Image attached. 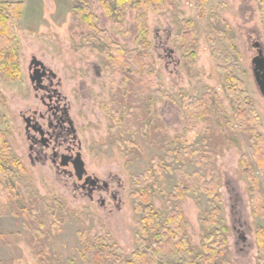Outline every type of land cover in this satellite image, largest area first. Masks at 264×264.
Segmentation results:
<instances>
[{
	"label": "rangeland",
	"instance_id": "1",
	"mask_svg": "<svg viewBox=\"0 0 264 264\" xmlns=\"http://www.w3.org/2000/svg\"><path fill=\"white\" fill-rule=\"evenodd\" d=\"M21 1L22 15L15 22L20 77L14 81L0 77V131L22 163L26 182L39 196L58 203L55 204L56 215L46 217L41 228L35 222L29 228L24 226L22 216H0L1 264H39L38 254L45 246L54 256V264H83L80 250L84 238L93 241L102 238L106 243L109 237L120 247L122 256H128L135 249L137 225L143 216L135 211L134 177L145 172L155 156L163 158L174 149L173 138L182 134L185 126L182 103L205 93L217 100L215 114L220 130L227 135L213 137L210 146L214 145L220 172L218 218L220 225L227 227L228 258L232 264H257L254 230L263 220L251 213L249 184L239 164L241 155L248 153V141L235 126V131L229 132L225 124L234 123L233 109L219 80L217 65L224 62H218L213 51L218 55L228 54V61L238 63L237 74L264 125V96L251 70V59L257 49L253 43L258 42L264 48L258 0H209L201 19L195 0H165L163 10L149 12L150 46L146 51L152 54L156 83L146 94L135 92L130 84L132 94L122 110L124 123L111 119L114 116L111 69L94 42L98 34L72 12L76 0ZM87 1L96 16V27L107 31L120 45L134 49L137 35L134 10L129 9L121 18L124 33L118 34L113 30V17L107 15L100 1ZM182 17L194 19L197 29L195 59L191 66L175 42ZM163 46L172 48L173 53L165 56L167 51ZM32 56L61 77V90L70 100V113L87 171L101 179L116 175L120 180L122 202L119 208L108 200L102 207L96 199L90 201L75 193L70 182L64 183L49 162L31 163L29 160L23 115L27 116L32 108L43 107L34 97L29 79L28 65ZM92 63L99 68V75L94 73ZM148 95L151 96L150 114L146 116L142 105ZM121 98L118 94V99ZM129 111L132 119H127ZM141 116L144 123L140 128ZM147 118H151L150 124ZM171 166L176 164L171 162ZM192 169L194 166L189 165L185 171ZM159 182L151 202L154 209L164 211L173 201L175 203L171 198L175 175L165 173ZM114 186L117 184L112 179L110 187ZM179 204L191 243L199 246L203 231L199 220L212 208L211 201L202 193L190 192L181 197Z\"/></svg>",
	"mask_w": 264,
	"mask_h": 264
},
{
	"label": "trees",
	"instance_id": "2",
	"mask_svg": "<svg viewBox=\"0 0 264 264\" xmlns=\"http://www.w3.org/2000/svg\"><path fill=\"white\" fill-rule=\"evenodd\" d=\"M99 1L107 15L113 17V30L118 34L124 33L121 18L129 9L134 10L136 46L134 49H127L112 40L107 31L96 27V16L87 0H76L72 6L74 15L87 23L99 36L94 42L105 63L110 66L114 86L111 101L114 116L111 119L113 122L124 123L122 110L132 94L130 84L135 92L146 94L156 83L152 54L146 51L150 46L148 14L163 10L165 0ZM208 1L195 0L199 19L205 14ZM258 3L264 35V0H258ZM22 11L21 0L0 1V77L6 81H14L20 77L19 41L15 22L20 19ZM175 42L184 53L188 66L193 65L197 44L194 19H180ZM213 55L218 62L225 63H218L217 69L221 86L233 109L234 123L227 121V129L233 132L236 127L248 141V153L241 155L239 164L249 184L251 213L263 220L262 224L256 226L254 236L257 264H264V125L244 82L237 74L240 71L238 63L228 61V54L218 55L213 51ZM118 94L122 96L121 99H118ZM150 102L151 96L148 95L142 105L146 109H142L143 115L150 114ZM182 106L185 110V126L182 134H176L173 138L174 149L163 158L155 156L150 167L134 177L133 182L137 187L133 192L135 211L143 214L137 225L135 249L123 257L120 247L109 237L106 243L102 238H95V241L84 238L81 240L80 250L83 264H232L228 258L227 227L221 226L218 218L221 212L218 192L221 179L216 166V151L214 145L210 146L213 137H227L220 130L221 125L215 114L218 102L215 97L205 93L200 98L185 100ZM128 109L132 111L133 107L128 106ZM131 111L128 112L127 119L133 118ZM142 117L138 122L140 128L144 123ZM146 122L150 124L151 118H147ZM171 162L176 166L172 167ZM189 165H193L194 169L185 171ZM165 173L175 175L176 184L171 195L175 203L173 201L162 211L153 208L151 196L159 188L160 177ZM24 175L22 163L0 131V216H22L24 226L29 228L35 222L41 228L46 217L56 215L55 204L58 202L53 204L49 198L39 196L31 184L26 182ZM190 192L196 195L202 193L212 204V208L199 220L203 230L199 246L191 243L179 204L181 197ZM38 255L39 264H54V256L50 255L46 246Z\"/></svg>",
	"mask_w": 264,
	"mask_h": 264
},
{
	"label": "flooded vegetation",
	"instance_id": "3",
	"mask_svg": "<svg viewBox=\"0 0 264 264\" xmlns=\"http://www.w3.org/2000/svg\"><path fill=\"white\" fill-rule=\"evenodd\" d=\"M257 43L254 42L253 45ZM163 50L167 51L165 56L172 54L167 47L163 46ZM30 62L28 74L34 97L43 107L32 108L27 111V116L23 115L26 137L29 140V160L31 163L49 162L55 174L65 180L64 183L70 182L75 193L87 197L90 201L96 199L102 207H105V202L108 200L119 208L122 202L119 192L121 184L116 175H110L106 180L101 179L93 172L89 173L84 164L85 170L81 172L80 178L78 177L74 161L78 155L82 159L81 141L71 117L70 100L61 90V77H58L41 60V63ZM91 67L94 73L99 75V68L94 63ZM112 179L117 184L116 187H110Z\"/></svg>",
	"mask_w": 264,
	"mask_h": 264
},
{
	"label": "water",
	"instance_id": "4",
	"mask_svg": "<svg viewBox=\"0 0 264 264\" xmlns=\"http://www.w3.org/2000/svg\"><path fill=\"white\" fill-rule=\"evenodd\" d=\"M255 46L257 47V49H256V54L251 59V64H252L251 70L255 84L260 90L261 94L264 96V48L260 43H257ZM167 48L170 54L173 53L172 48L170 47ZM35 61L40 62V60H37L35 56H32V60L30 63H33ZM83 165L84 162L81 159L80 155H78L74 161V166L79 178L81 176V172L85 170Z\"/></svg>",
	"mask_w": 264,
	"mask_h": 264
}]
</instances>
